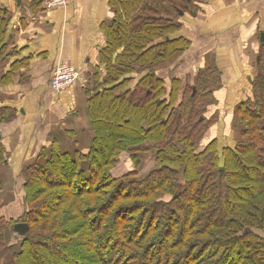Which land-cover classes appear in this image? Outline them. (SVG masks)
I'll return each instance as SVG.
<instances>
[{"label": "trees", "instance_id": "1", "mask_svg": "<svg viewBox=\"0 0 264 264\" xmlns=\"http://www.w3.org/2000/svg\"><path fill=\"white\" fill-rule=\"evenodd\" d=\"M111 6L104 74L87 89L91 145L69 153L51 140L21 170L25 210L15 220L0 215V264H264V41L250 95L233 109L240 141L221 147L207 141L218 117L205 115L221 87L216 66L189 84L165 79L189 47L178 33L180 13L197 11L193 0ZM9 112L0 108V124ZM149 152L155 167L139 176ZM122 153L128 171L114 177ZM15 223L28 225L25 235Z\"/></svg>", "mask_w": 264, "mask_h": 264}, {"label": "crops", "instance_id": "2", "mask_svg": "<svg viewBox=\"0 0 264 264\" xmlns=\"http://www.w3.org/2000/svg\"><path fill=\"white\" fill-rule=\"evenodd\" d=\"M111 1L73 0L64 8L44 9L41 0H20L19 4L0 0V32L4 35L0 108L10 109L0 124L5 152V163L0 164V215L6 219L15 220L24 212L20 172L51 140L69 153H86L91 145L87 89L92 86V75L101 79L104 74L100 51L107 43L103 28L115 16ZM193 2L197 11L181 16L178 33L189 47L179 67L166 73L165 79L173 75L183 85L189 84L200 68L215 65L221 87L214 92L216 102L209 109L221 118L223 107L234 106L247 91L264 30V0ZM60 63L73 66L78 77L73 85L55 93L49 82ZM11 72L10 82L3 85ZM220 118L211 127V136L225 126Z\"/></svg>", "mask_w": 264, "mask_h": 264}, {"label": "rangeland", "instance_id": "3", "mask_svg": "<svg viewBox=\"0 0 264 264\" xmlns=\"http://www.w3.org/2000/svg\"><path fill=\"white\" fill-rule=\"evenodd\" d=\"M253 63L255 64V60ZM141 75H142V72L140 68H137V70L132 74V76L134 77L133 78L134 80H137ZM226 85H228V88H229L230 83ZM249 95H250V89H249V84H248L247 91L242 96H239L238 99H236L235 105L241 100L246 99ZM235 105L234 106L231 105L230 106L231 108L225 105L221 113V116H222L221 118L219 114H216L218 119L220 118V121L223 122L225 126L222 125V127L220 128L218 127L212 136L209 134L210 133V130H209L207 133V135H209L207 138V141L216 140L219 146L221 147H233L237 142L240 141L241 128L240 127L234 128L232 126V117H233V109H234L232 107H235ZM207 111L210 112L211 115L214 114V112H211V109H207ZM205 115L206 117L210 116L209 114H205ZM204 145L205 143L201 144V148ZM142 158H143V165H142L141 170L139 171V176H143L145 173H147L148 171H150L151 169L155 167L154 159H153L154 152L146 153L142 156ZM127 165H129L128 154L122 153L119 164L114 168V169H117L116 172H112L114 177H119L122 174L126 173ZM17 240H18L17 238L10 239L11 241L10 243L15 244Z\"/></svg>", "mask_w": 264, "mask_h": 264}, {"label": "built area", "instance_id": "4", "mask_svg": "<svg viewBox=\"0 0 264 264\" xmlns=\"http://www.w3.org/2000/svg\"><path fill=\"white\" fill-rule=\"evenodd\" d=\"M73 0H41V6L44 9L64 8ZM243 1V0H235ZM78 73L75 68L67 63L58 64L54 70L49 82L50 89L55 93H60L67 87L74 84Z\"/></svg>", "mask_w": 264, "mask_h": 264}, {"label": "water", "instance_id": "5", "mask_svg": "<svg viewBox=\"0 0 264 264\" xmlns=\"http://www.w3.org/2000/svg\"><path fill=\"white\" fill-rule=\"evenodd\" d=\"M17 3H20V0H17ZM195 14V13H194ZM183 13H180V16H182ZM264 41V33H260V43H263ZM13 231L16 232L19 235H25L28 231V225L26 223H15L13 225Z\"/></svg>", "mask_w": 264, "mask_h": 264}]
</instances>
